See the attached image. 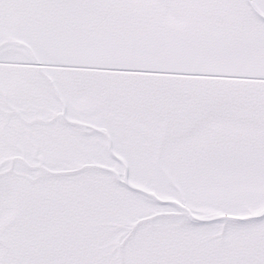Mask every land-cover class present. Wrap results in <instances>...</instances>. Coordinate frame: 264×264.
<instances>
[{
	"label": "snow or ice",
	"instance_id": "1",
	"mask_svg": "<svg viewBox=\"0 0 264 264\" xmlns=\"http://www.w3.org/2000/svg\"><path fill=\"white\" fill-rule=\"evenodd\" d=\"M0 264H264V0H0Z\"/></svg>",
	"mask_w": 264,
	"mask_h": 264
}]
</instances>
